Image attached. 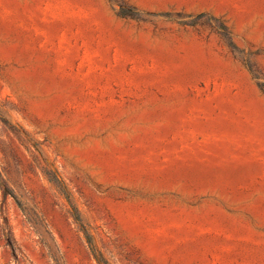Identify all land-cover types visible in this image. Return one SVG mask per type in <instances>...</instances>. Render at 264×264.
Here are the masks:
<instances>
[{"label": "rangeland", "instance_id": "374dc122", "mask_svg": "<svg viewBox=\"0 0 264 264\" xmlns=\"http://www.w3.org/2000/svg\"><path fill=\"white\" fill-rule=\"evenodd\" d=\"M258 81L264 0H0V264H264Z\"/></svg>", "mask_w": 264, "mask_h": 264}, {"label": "trees", "instance_id": "16d2710c", "mask_svg": "<svg viewBox=\"0 0 264 264\" xmlns=\"http://www.w3.org/2000/svg\"><path fill=\"white\" fill-rule=\"evenodd\" d=\"M122 14H124V13H122ZM220 33L224 37V39H226V41L229 45H234L232 38H231V35H230V32L225 26L220 27ZM258 82H259V86L264 91V81H258ZM74 218H75L80 230L83 231L84 236H85V238H86V240L90 246V249L95 253V246L93 243V238L90 235V233L88 232V229L83 224L82 218H81L80 214L78 213L77 209H75ZM7 230H8V225L6 223V226L4 228V234L6 236L8 243L11 246H13L12 241H11L12 240L11 235H10L11 233H10V231H7Z\"/></svg>", "mask_w": 264, "mask_h": 264}]
</instances>
